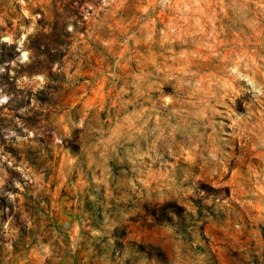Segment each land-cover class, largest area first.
Listing matches in <instances>:
<instances>
[{
    "label": "rangeland",
    "instance_id": "obj_1",
    "mask_svg": "<svg viewBox=\"0 0 264 264\" xmlns=\"http://www.w3.org/2000/svg\"><path fill=\"white\" fill-rule=\"evenodd\" d=\"M0 264H264V0H0Z\"/></svg>",
    "mask_w": 264,
    "mask_h": 264
}]
</instances>
